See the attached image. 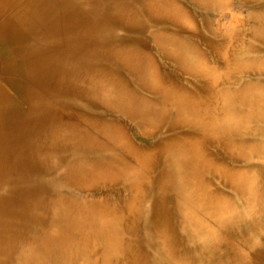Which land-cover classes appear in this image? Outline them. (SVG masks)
I'll use <instances>...</instances> for the list:
<instances>
[{
  "label": "bare ground",
  "instance_id": "1",
  "mask_svg": "<svg viewBox=\"0 0 264 264\" xmlns=\"http://www.w3.org/2000/svg\"><path fill=\"white\" fill-rule=\"evenodd\" d=\"M0 264H264V0H0Z\"/></svg>",
  "mask_w": 264,
  "mask_h": 264
}]
</instances>
